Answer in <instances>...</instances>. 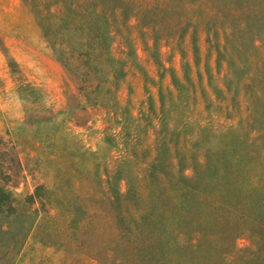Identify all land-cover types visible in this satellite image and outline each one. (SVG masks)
Wrapping results in <instances>:
<instances>
[{
  "label": "rangeland",
  "instance_id": "374dc122",
  "mask_svg": "<svg viewBox=\"0 0 264 264\" xmlns=\"http://www.w3.org/2000/svg\"><path fill=\"white\" fill-rule=\"evenodd\" d=\"M81 1L85 30L71 41L91 35V0ZM219 2L189 22L193 29L184 27L177 45L174 16L156 20L155 41L146 28L153 21L141 26L130 12L114 21L110 53L125 60L126 77L105 108L81 101L79 83L51 51L41 19L48 16L52 29L63 31L54 8L46 1L0 0V188L10 194L0 201V264H99L91 245H107L108 237L92 232L91 210L108 175L131 179L138 161H152L161 103L165 121L177 127L176 143L189 139L200 163L201 153L221 150L210 162L242 169L256 188L245 214L223 216L221 249L200 242L198 264H264V98L253 115L240 86L264 67V0ZM227 37L228 48L218 54ZM183 73L190 82L177 94L172 77ZM184 121L189 125L180 126ZM182 175L193 180L195 169L187 164ZM37 186L48 191L56 220L39 224L42 214L30 212L40 208L25 200ZM119 187L123 192L124 183ZM213 224L207 217L206 226ZM188 238L189 232L182 239Z\"/></svg>",
  "mask_w": 264,
  "mask_h": 264
},
{
  "label": "trees",
  "instance_id": "16d2710c",
  "mask_svg": "<svg viewBox=\"0 0 264 264\" xmlns=\"http://www.w3.org/2000/svg\"><path fill=\"white\" fill-rule=\"evenodd\" d=\"M36 1H46L47 8H54L52 17L64 27L63 31L58 27L52 29L51 18L41 13L44 37L56 59L79 83L81 101L89 106L105 108L115 102L119 82L126 77L125 60L110 53L111 36L116 32L114 21L127 12L141 26H145V20L153 21L146 28L151 30L155 41V34L161 29L156 20L174 16L180 24V29L173 36L177 45L184 27L186 30L194 28L189 22L209 15L211 9L220 4V0H91V35H86L83 40L76 38L71 41L78 31L85 30L78 21L83 12L79 6L82 1ZM66 34L70 35L68 39H64ZM223 39V45L217 48L218 54L228 48L226 44L230 38ZM122 55L126 58L128 54L122 52ZM253 72L246 75L240 86L247 109L251 108L249 113L254 115L257 112L254 103L264 98V67ZM188 82L185 73L179 80L175 75L172 77L177 94ZM225 89L232 92L228 86ZM150 110L152 112L151 103ZM164 116L165 109L161 103L152 161L140 165L138 161L136 175L131 179L116 171L108 175L104 181L103 198L91 210L92 232L96 230L108 237L107 245H91V259L99 264H198L203 261L199 253L200 242H213L216 250L221 249L219 240L227 238L218 235L223 216L245 214L247 200L256 190L253 181L247 180L242 169L232 168L226 160L210 162V157L218 158L221 150L211 155L201 153L203 163L196 160L192 149L187 148L189 139L182 144L176 143L177 127H170ZM187 125L184 121L180 126ZM128 155L134 157L130 151ZM187 164L195 169L193 180L182 175V169ZM121 183H124L123 192L119 187ZM45 194L48 191L37 186L33 194L25 198L28 204L40 206L30 211L42 214L39 224L46 219L57 218L56 214H50L53 208L48 197L44 198ZM8 197L10 194L0 188V201ZM46 207L49 209L46 210ZM10 211L16 213L15 207ZM209 216L214 223L212 226H206ZM188 232L190 238L185 241L182 238L187 237Z\"/></svg>",
  "mask_w": 264,
  "mask_h": 264
}]
</instances>
